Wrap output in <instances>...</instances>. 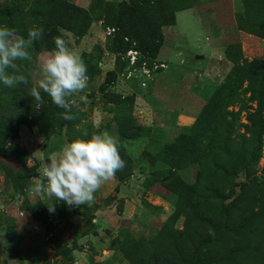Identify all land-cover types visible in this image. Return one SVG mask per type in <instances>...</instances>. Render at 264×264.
Returning <instances> with one entry per match:
<instances>
[{"label": "trees", "instance_id": "obj_1", "mask_svg": "<svg viewBox=\"0 0 264 264\" xmlns=\"http://www.w3.org/2000/svg\"><path fill=\"white\" fill-rule=\"evenodd\" d=\"M22 1L15 0L12 7L0 10V18L25 37L33 26L43 27V38L31 48L37 54L54 48V38L63 34L60 30H69L80 41L95 22L104 21L106 27L114 19L118 31L112 37L114 46L110 52L129 49L130 45L125 42V37H129L137 41L138 49L145 55L158 58L165 42L163 28L176 25L177 13L194 7L193 0H185L184 4L182 0H118V3L94 0L95 4L87 9L68 0H36L31 5ZM241 3L243 9L236 14L240 29L245 30L246 23L250 22L253 30H249L264 39V0H241ZM64 15H68V21H62ZM260 16L263 17L259 19ZM128 17L133 21L128 23ZM227 55V60L234 65L232 75L218 85L195 123L185 127L175 141L164 145L159 153L160 160L173 167L162 177V184L177 196L182 212H175L154 240H136L124 234L125 240L120 245L130 264H264V170L263 176H255L264 148V61L245 59L241 66L236 64L235 67V59ZM84 56L88 77L94 79L101 73L100 57ZM18 67L24 73L35 71L28 63ZM116 69L107 74V88L101 89L103 93L116 82L120 68L118 72ZM246 83L245 89L240 91ZM33 84L31 78L27 86L17 84L9 88L0 84V158L15 160L18 164L17 172L10 175V183L13 196L20 198L34 186L29 178L38 169L28 167L30 152L19 143L22 127L36 128L45 141L52 136L60 137L65 141L63 145L75 140L76 133L80 139H90L94 133L92 127L78 128L84 113L76 107L72 109L74 120L62 119L60 113L64 110L55 106L46 93L41 92L44 104L37 108L29 96ZM243 93L250 94L247 102ZM106 99L116 106L114 118L121 136L120 155L125 164L130 161L132 166L133 161L124 146L127 147L128 141L149 137L145 132L142 134V130L149 127L136 121L134 97L119 95L116 100L108 96ZM231 106H238L239 112L230 111ZM243 112L247 114L246 122L242 121ZM156 160L152 158L153 163ZM194 163H199L201 169L196 183L188 184L179 171ZM129 166L126 164L115 174L119 185L132 176ZM45 202L32 203L24 199L20 209L39 222L36 225L51 230ZM57 210L62 216V210ZM181 213L187 220L183 230L175 228ZM6 223L10 255L21 264H38L41 249L21 251L23 240L28 237L18 235L14 216L8 217ZM56 241L57 235L52 239ZM22 258L28 260L22 262Z\"/></svg>", "mask_w": 264, "mask_h": 264}, {"label": "rangeland", "instance_id": "obj_2", "mask_svg": "<svg viewBox=\"0 0 264 264\" xmlns=\"http://www.w3.org/2000/svg\"><path fill=\"white\" fill-rule=\"evenodd\" d=\"M22 1V0H21ZM36 0H25L31 5ZM67 1V0H65ZM75 5L85 9L89 1L85 0H68ZM118 3V0H106ZM15 0H0V10L10 8L13 6ZM24 3V1H22ZM96 1L91 0L90 6ZM185 3V0H182ZM192 10H185L177 13V22L174 26H165L163 28L165 42L162 47V59L171 62H179L181 58L177 57L178 51H183V56L188 59V64H191L196 56L204 57L205 68H203V76L197 82L195 91L187 94L183 101L178 103L185 104L197 108V115L195 121L201 114L203 108L207 104V100L216 91L218 85L224 83L226 79L232 75L234 69L233 63L230 59H235L236 64L241 66L243 60L249 61H264V39L258 35L253 34L249 29H252L250 22L246 23L245 30H241L238 25L237 13L243 9L241 0H193ZM255 14V13H254ZM263 16H260L262 18ZM264 18V17H263ZM68 15L62 17V21H68ZM133 21L128 17V23ZM6 20L0 18V24H5ZM102 24L96 25L95 34L91 37L84 38L79 41L76 35L69 30H63V36L69 41L70 47H73L83 57L85 54H96L100 57L101 73L98 75H107L110 69H114L113 56L110 50L114 46L112 38H106L104 30L107 27H117L116 21L112 19L108 26ZM253 24H256L252 20ZM257 25V24H256ZM255 31V30H254ZM32 60L17 61V65L28 63L29 66L39 71L42 58L39 57L46 52L37 54L30 49ZM115 53V52H114ZM118 53V52H117ZM115 53V54H117ZM113 54V53H112ZM85 57V56H84ZM97 58H94L96 60ZM160 59V60H162ZM228 59V60H227ZM232 59V60H233ZM164 61V60H162ZM234 62V61H233ZM187 64V65H188ZM118 65L115 69L118 71ZM208 69V70H207ZM233 69V71H232ZM207 70V71H206ZM232 71V72H231ZM106 77V76H105ZM105 77L95 78L94 81H88L86 89L80 94L84 99L77 97L78 107L76 110L84 111L86 117L78 124V128L92 127L93 131H107L106 129L113 122L115 116L116 106L112 105V113H109L107 108L102 105V98L108 96L115 99L119 96L113 94L115 91L126 93V82L118 79L110 89L104 90L105 95L101 97L102 93H97L101 89H106ZM39 79V76L37 77ZM33 81V80H32ZM35 83V81H33ZM133 86V85H131ZM130 86L133 92L136 90L138 83L135 81V88ZM247 83L245 84L243 91ZM137 91L141 89L137 88ZM135 91V95L137 94ZM199 97H204L202 101H196L192 93ZM142 93V92H141ZM192 94V95H191ZM125 95L128 94V91ZM250 94H244L243 98L248 101ZM96 100L93 102L92 98ZM123 97V96H122ZM131 97V96H126ZM133 97V96H132ZM200 97V98H201ZM188 99V100H185ZM244 101V100H243ZM202 104L204 106L202 107ZM106 107H109L108 105ZM135 107V105H134ZM104 109V110H103ZM102 111H107L105 114ZM230 111L239 112L238 106H231ZM114 113V114H113ZM113 115V117L111 116ZM136 121L141 124H149L147 130L143 129L142 134H149L148 141L145 143H128V147L124 146L133 161L132 166L130 161H126L127 165L131 167L133 174L122 184H118L115 177L105 182L102 187L95 193V199L89 204L81 205L80 207H69L63 201L55 200V197L49 198L46 193L32 195L31 191H27L24 197L13 196L14 190L10 183V175L18 170V164L15 160H5L0 158V264H21L20 260L13 258L10 255L8 246L10 242L6 237V219L10 216L15 217L16 232L18 235L26 236L20 247L21 251H27L29 248L41 249L38 264H130L129 260L123 254L120 242L125 240L124 234L132 235L136 240L146 239L148 241L154 240L158 233L167 224V221L172 219L175 212H182V206L178 207V198L173 195L169 189L162 184V177H164L169 170L173 169L171 164L160 160L159 153L164 149V145H168L171 141L167 139L164 133V123L171 122L172 117L165 115L163 112L161 120H152L151 114L142 112V106L137 105L134 113ZM246 112L242 113V121L246 122ZM168 119V120H167ZM167 120V121H166ZM157 121V122H156ZM195 123V122H194ZM192 126V125H191ZM90 129V128H87ZM165 129V128H164ZM31 129L22 128L19 143L25 146L30 152L28 160V167H38L34 174L29 178L30 182L34 184L35 178L40 177V168L42 164L47 162L45 157H49L52 153L58 152L63 146V141L56 137L49 139L45 148L43 141L39 137L38 131L30 133ZM185 128L182 129V132ZM92 132V130H91ZM110 133V131H108ZM74 139H80L78 133L74 134ZM59 139V140H58ZM141 140V139H139ZM138 140V141H139ZM45 143V141H44ZM62 143V146H61ZM157 159L155 163L152 158ZM201 166L199 163H194L189 167L179 171V175L188 184H195L198 177V172ZM264 170V148L263 157L259 164L258 173L256 177L263 176ZM163 176H162V175ZM161 178V179H160ZM159 179V180H158ZM46 183V182H45ZM100 196V197H97ZM24 199L33 201H46L47 208H53L56 214L59 215V210H62L63 215L62 224L56 230L57 241H46L45 235L47 231L54 230V227L49 222L46 212L47 223L53 229L49 230L44 225H35L30 223L31 215L20 209ZM41 199V200H40ZM36 201V202H38ZM16 206L15 210L9 207L10 204ZM13 209V211H12ZM47 209V211H48ZM23 213V215L21 214ZM175 224V228L183 230L186 224V216L182 213ZM97 217L100 222L98 224L93 222ZM39 223V222H38ZM33 226H31V225ZM96 225V227H94ZM37 226L42 227V233H38ZM98 229V231L96 230ZM120 235V236H118ZM33 239H32V238ZM64 248V249H63ZM61 253L58 254L57 250ZM28 258H22V262H26Z\"/></svg>", "mask_w": 264, "mask_h": 264}, {"label": "clouds", "instance_id": "obj_3", "mask_svg": "<svg viewBox=\"0 0 264 264\" xmlns=\"http://www.w3.org/2000/svg\"><path fill=\"white\" fill-rule=\"evenodd\" d=\"M43 36L44 29L40 26L30 28L25 37L15 28L0 24V84L9 88L17 84L27 86L31 78L35 83L29 89V96L37 108L43 107V92L55 106L64 110L60 113L62 119L74 120L72 109L78 107L77 97L87 87L88 68L63 35L54 38L55 46L43 55L38 72H21L16 63L30 62V49ZM118 145V137L108 131L94 132L90 139L78 138L65 143L42 164L40 177L35 178L30 191L46 193L70 208L93 202L102 185L126 166Z\"/></svg>", "mask_w": 264, "mask_h": 264}, {"label": "crops", "instance_id": "obj_4", "mask_svg": "<svg viewBox=\"0 0 264 264\" xmlns=\"http://www.w3.org/2000/svg\"><path fill=\"white\" fill-rule=\"evenodd\" d=\"M87 1H89V2H88V5L86 6V8H88L90 6L89 4H90L91 0H87ZM194 8L195 7L191 8L189 10H192ZM100 24H102V21L95 22L91 26L90 31L85 38L91 37L92 33L95 34V31H96L95 28L97 29L96 25H100ZM161 51H162V48H161ZM161 51H160L159 56H158L159 59H162ZM182 56H183V51L180 50V51H178V54H177V57L181 58L179 60V62L176 61L173 63L171 61H167L165 59H162V60H164V62H166L168 64V68L166 69V71L159 74L156 77V79L154 80V82H152L150 84V86L147 88H142L139 84L136 87L135 83H129V84L127 83L129 86H127L128 89H126V93L128 91V94H130V95H125L126 93L122 94L121 91L117 92L114 89H113V91H111V92H113V94L121 95L123 97H126V96L132 97L133 96L135 99L134 113L136 111V106L140 105V106H142V112L143 113H145V114L149 113L152 115L151 116L152 120L157 119V121H158V120L163 119V117L161 116L162 112L167 116L170 115L169 119L173 115L174 117H173V119L171 118V122L167 121L168 120L167 119L166 120L167 122L163 124L164 128H165V129L163 128V130H164V133L166 134V137H167V139H165V140L171 141L170 144H172L175 141V139L182 132L183 128L190 127L195 122V119L199 113V112H197V108L191 107V106H186L185 104L180 105V106H177V105H179L178 103L183 101L185 97L186 98L188 97L187 96L188 93H191V91H195L196 86H198L197 82L201 80V78L204 74L203 71H201V70H203V68H205V66H206V64L203 63L205 59L203 56H200V54L198 56H196V58L194 59V61L191 64H188V62H187L188 59L185 57H182ZM40 58H42V55L39 57V60H40ZM100 67H101V65H100ZM112 70L113 69H110V71H112ZM105 76L107 77V75H97L95 78H100V77H105ZM198 76H200L201 78L200 77L198 78ZM106 77H105V79H106ZM94 79L89 78V81H94ZM131 85H133V86H131ZM130 86L132 88L136 87L135 91H137V88L141 89V91H137V94L135 95V91L133 92L132 90H130ZM97 93H102L101 97H103L105 94L102 92V90H99ZM192 94L191 95L194 96L196 101L197 100H198V102L204 101V97L202 100L201 96H200L201 97L200 98L194 92ZM92 99H93V102L96 100L94 97ZM185 100H188V99H185ZM108 101L109 100H107L106 97H103L102 98V105L105 106V108H107L105 110H107L109 113H112L113 112L112 111V105L113 104L108 102ZM107 105L109 107H106ZM203 106H204V104H202V107ZM107 111H102V113L105 114L103 116H107L109 114ZM196 112H197V115L195 116ZM83 113H84V116L86 117V114L84 111H83ZM111 116L113 117L112 114H111ZM106 126H108L106 128V129H108L107 131H110V134L118 137L119 143H120L121 136L119 134L118 125L115 121V118L113 117V122H112V124H110V126L109 125H106ZM143 126L151 127L152 125L150 126L149 124H144ZM22 128H24V127H22ZM22 128H21V131H22ZM25 128H27V127H25ZM30 131H31L30 133H32V132L36 133L38 130L36 128H33ZM39 137L40 138L42 137L40 133H39ZM56 137L57 136H53L51 139H54ZM147 138H141V140H139V141L138 140H131V141H129V143L130 142L131 143H138V142L139 143H145L146 141L149 140ZM41 139H42L41 142L43 141V143H42L43 147L45 148V145H47V142H49V141H45L43 138H41ZM44 141H45V143H44ZM63 142H65V141H63ZM23 147H25V146H23ZM127 147H128V143H127ZM26 149L29 152H31V150H29L28 148H26ZM45 158L47 159L48 157H45ZM31 193H32V195H37L33 192H31ZM97 197H100V196H97ZM36 201H38V199L33 201V202H36ZM9 207H11L13 209L16 208V206L12 203L9 205ZM94 221L96 224H98L97 225V227H98L99 226L98 222H100L99 219L97 217H95L93 219V222ZM30 223L34 224L35 226H36V224H38V222L35 221L34 219H31ZM31 226H33V225H31ZM96 230L98 231L97 228H96Z\"/></svg>", "mask_w": 264, "mask_h": 264}, {"label": "built area", "instance_id": "obj_5", "mask_svg": "<svg viewBox=\"0 0 264 264\" xmlns=\"http://www.w3.org/2000/svg\"><path fill=\"white\" fill-rule=\"evenodd\" d=\"M118 31L117 27H107L104 30L106 38H112ZM125 42L130 45L125 52L111 54L113 57L114 66H119L118 79L126 83H135V81L142 87L147 88L156 77L166 71L168 64L159 58H152L145 55L138 49L136 40L125 37ZM114 67V69H115ZM113 69V70H114ZM89 81V79H88ZM23 215V213H21ZM49 222L54 227V230L47 231L45 235L46 241H50L55 235L56 230L62 224V218L56 214L53 208L47 211ZM36 227V226H35ZM42 227L37 226L38 233H42Z\"/></svg>", "mask_w": 264, "mask_h": 264}]
</instances>
